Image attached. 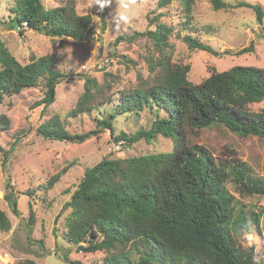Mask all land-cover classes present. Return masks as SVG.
<instances>
[{
    "label": "trees",
    "instance_id": "obj_1",
    "mask_svg": "<svg viewBox=\"0 0 264 264\" xmlns=\"http://www.w3.org/2000/svg\"><path fill=\"white\" fill-rule=\"evenodd\" d=\"M174 0H158L157 8L166 9ZM180 1V0H179ZM185 11L193 10L195 0H181ZM216 10L227 7L225 0H210ZM237 6L252 8L259 23L264 19L260 4L238 1ZM10 21L0 20L10 29L25 28L51 37H71L85 40L95 34L93 16L80 14L75 0H60L46 7L43 0H12ZM105 0H101L98 15L102 30L107 27ZM160 11L153 17L148 13L153 29L119 35L116 42L134 41L148 37L153 49L144 57L148 76L138 74V84L119 91L117 98L105 95L106 80L100 83L88 73L72 74L60 70L55 53L32 56L21 63L0 39V104L5 98L36 87L44 80L43 97L32 107L46 110L56 99V88L74 75L84 78V91L69 116L92 112L105 103H114L115 111L99 118L96 127L84 132H71L63 119L54 115L37 127L39 135L60 141L81 143L109 131L121 145L131 146L145 139L150 142L158 136L179 135L169 152H155L130 157H103L87 167L77 188L71 193L65 207L70 209L65 221V238L85 253L104 251L101 264H255L254 246H245L238 239L239 229L252 220L261 230L264 208L249 210V219L232 193L233 183L242 194L264 196V177L252 174L251 167L233 150L225 156H216L207 146L189 144V131L222 125L243 137L264 139V109H252L250 104L264 101V68L257 65H234L226 70H214L200 83L188 79L190 64L174 62L170 36L174 27L162 20ZM27 22V27H24ZM184 40L192 49L207 51L217 56L231 54L218 51L210 44L187 34ZM245 46L235 54L252 51ZM108 91L111 84L107 85ZM102 97V99H99ZM117 99V102L115 101ZM164 110L157 114L149 128L133 133L122 130L115 134L117 114L140 113L145 109ZM11 128V118L0 113V137ZM14 147L0 152L5 169ZM67 167L52 175L47 182L51 188L66 172ZM4 198L11 210L21 215L18 195L10 178L6 182ZM27 226L32 230L35 210L30 203ZM7 213L0 209V230L11 228ZM71 264L68 252L63 254ZM19 264H35L25 260Z\"/></svg>",
    "mask_w": 264,
    "mask_h": 264
},
{
    "label": "rangeland",
    "instance_id": "obj_2",
    "mask_svg": "<svg viewBox=\"0 0 264 264\" xmlns=\"http://www.w3.org/2000/svg\"><path fill=\"white\" fill-rule=\"evenodd\" d=\"M12 0H0V20L10 21ZM60 0H43L46 7ZM158 0H105L107 27L102 30L98 9L101 0H75L80 14L93 16L95 34L85 40L71 37H51L39 31L10 29L0 23V39L21 63L30 62L32 56L55 53L57 67L68 73H88L100 83L106 80L104 96L117 98L119 91L136 86L138 74L148 76L144 57L153 49L148 37L139 36L134 41L116 42L119 35H132L135 31L155 28L149 24L148 13L153 17L163 11L162 20L174 27L170 36L173 46V61L190 64L188 79L200 83L214 70H226L234 65H257L264 68V19L259 23L256 12L249 7L237 6L238 1L225 0L227 7L216 10L210 0H195L193 10L187 14L183 2L174 0L168 8L158 9ZM260 4L264 0H243ZM190 34L210 44L218 51L230 50L231 54L217 56L207 51L192 49L184 40ZM253 45L250 52L235 54L238 49ZM84 78L74 75L57 85L55 102L46 110L32 104L44 95V80L36 87H27L22 92L5 98L0 104V113L11 118V128L3 132L0 143L5 149L14 147L7 165L3 167L0 152V209L4 210L12 223L7 231L0 230V264H19L32 260L35 264H71L63 254L68 252L72 261L83 264H101L106 252L85 253L65 238V221L70 209L65 203L83 178L85 169L98 163L103 157H130L155 152L172 151L178 134L170 137L158 136L148 142L141 139L131 146L115 141L109 131L81 143L52 140L38 134L37 127L54 115L63 119L71 132H84L96 127L99 118L115 111L114 103H105L92 112L69 116L84 91ZM111 84L108 91L107 85ZM102 99V97H99ZM117 102V99L115 100ZM252 109H264V101L249 105ZM168 115L164 110L145 109L140 113L117 114L114 119L115 134L122 130L133 133L139 128H149L157 114ZM189 144L207 146L216 156L233 150L237 157L246 161L252 174L264 177V139L256 136L243 137L230 132L222 125L189 131ZM67 167L62 177L47 188L48 179ZM10 178L18 195L21 215L17 216L4 198V189ZM239 200V205L249 217V210L264 208V196L242 194L233 183L228 184ZM30 203L35 210L32 230L27 223L30 218ZM57 220V221H56ZM238 239L245 246H254L256 263L264 264V218L261 230L252 220L246 228L239 229Z\"/></svg>",
    "mask_w": 264,
    "mask_h": 264
},
{
    "label": "built area",
    "instance_id": "obj_3",
    "mask_svg": "<svg viewBox=\"0 0 264 264\" xmlns=\"http://www.w3.org/2000/svg\"><path fill=\"white\" fill-rule=\"evenodd\" d=\"M27 26V22H24V27H26Z\"/></svg>",
    "mask_w": 264,
    "mask_h": 264
},
{
    "label": "water",
    "instance_id": "obj_4",
    "mask_svg": "<svg viewBox=\"0 0 264 264\" xmlns=\"http://www.w3.org/2000/svg\"><path fill=\"white\" fill-rule=\"evenodd\" d=\"M57 221V220H56Z\"/></svg>",
    "mask_w": 264,
    "mask_h": 264
}]
</instances>
